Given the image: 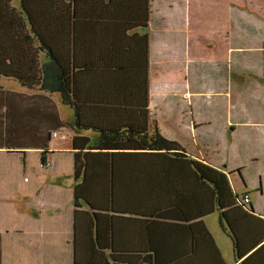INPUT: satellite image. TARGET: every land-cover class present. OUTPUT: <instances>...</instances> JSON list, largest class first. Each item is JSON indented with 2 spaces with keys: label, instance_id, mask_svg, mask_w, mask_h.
<instances>
[{
  "label": "crops",
  "instance_id": "1",
  "mask_svg": "<svg viewBox=\"0 0 264 264\" xmlns=\"http://www.w3.org/2000/svg\"><path fill=\"white\" fill-rule=\"evenodd\" d=\"M149 3L148 28L139 30L149 45L148 109L144 116L132 109L125 91L121 98L131 108L106 114L119 120L120 133H129L126 142L155 130L185 149L183 160L214 166L226 175L233 195H247L251 210L207 211L201 209L205 199L196 208L189 199L195 197L192 168L172 152L124 150L129 157L119 151H113L116 156L109 151L105 161L94 157L100 134L76 131L74 111L58 94L26 91L0 79V264H264V86L249 99L241 93L264 79V0ZM99 47L91 50L93 56ZM119 61L114 56L111 62ZM155 73L165 74L155 78ZM197 76H208L211 85L190 90ZM214 97L218 104L211 108ZM80 148L79 162L85 159L81 166L88 168L76 177ZM83 179L93 204L105 207L97 218L99 209L76 204L75 186ZM222 212L245 254L241 259L220 227ZM100 219L106 225L99 243ZM199 231L202 242L212 239L214 254L194 253L193 235Z\"/></svg>",
  "mask_w": 264,
  "mask_h": 264
},
{
  "label": "trees",
  "instance_id": "2",
  "mask_svg": "<svg viewBox=\"0 0 264 264\" xmlns=\"http://www.w3.org/2000/svg\"><path fill=\"white\" fill-rule=\"evenodd\" d=\"M99 18H106L104 24L99 23ZM149 20V0H18L17 6L14 0H0V79L13 80L26 91L58 94L62 104L74 111L73 126L76 131L92 130L100 134V141L95 144L99 153L94 157L105 161L109 151L110 156H116L113 151H119L123 158L129 157L124 150H148L157 156L163 150L165 153L172 152L171 156L181 161L187 158L186 151L176 142L164 139L155 130L151 136L145 134L138 141L126 142L129 133H120L119 120L106 114L131 108L126 105V99L121 98L125 91L126 97L129 92L130 99L134 101L132 109L139 111L142 116L148 109L149 90L145 81L149 45L147 36L140 34L139 30L148 28ZM98 46L96 57L91 50ZM79 49L83 52L80 56L77 55ZM114 56L120 61L111 62ZM117 103H121V106ZM4 116L10 117L8 112ZM83 149H76V177L80 168H85V171L88 168L81 166L86 162L85 159L79 162V152ZM182 162L192 168V174H189L193 176L195 197L190 195L189 199L194 198L196 208L197 202L205 199L204 208L201 209L207 211L251 210L249 199L248 203L244 202L247 195H233L226 175L217 168L191 159ZM114 168L111 167V170ZM86 185L83 179L81 184L75 186L76 204L81 202L90 209H99L100 212L94 213L97 218L105 207L93 204ZM203 187L209 190V196ZM178 194L184 197L186 193L181 187ZM100 221L97 224L99 243L101 226H104L105 232L106 225L105 219H102L101 225ZM220 227L231 239L237 257L243 258L245 254L239 252L236 236L229 229L228 213L220 214ZM204 233L205 237L210 238L206 230ZM200 235V231L199 235L196 232L193 235L194 253L202 249L214 254L212 239H207L205 243L206 239L202 242L197 238ZM122 247L118 245V248ZM247 263L245 261L243 264ZM75 264L102 263H79L76 260ZM103 264L138 262L115 260L113 263L104 261Z\"/></svg>",
  "mask_w": 264,
  "mask_h": 264
},
{
  "label": "rangeland",
  "instance_id": "3",
  "mask_svg": "<svg viewBox=\"0 0 264 264\" xmlns=\"http://www.w3.org/2000/svg\"><path fill=\"white\" fill-rule=\"evenodd\" d=\"M17 4H18V0H14V5L17 6ZM245 59L246 58L244 57L243 58L244 64H245ZM208 68L212 69V68H215V67H213V65H208ZM164 74L165 73H158V74H156L155 78L156 77L159 78L160 76H162ZM245 77H246V83H252V81H253L252 79L248 78L247 76H245ZM185 78H186V76H185ZM254 79L256 80L257 78H254ZM191 83H194V87H193V84H191ZM256 84H259V85H256V86H243V89H242L241 93L243 94L244 99H249V98H247L248 96H251V95H254V94H257V93L260 94V93L263 92V91H261V87L264 86V79H257ZM7 85L14 87V85H12L9 82H8ZM210 85H211V80L209 79L208 76H205V77L197 76L195 79H191L190 80V90L193 89L196 92L197 91L201 92L202 90L205 89V87L210 86ZM217 101H218V98H216V97H214L211 100V104H210L211 108H213V107L215 108L216 107V105L218 104ZM208 104L209 103H207V106H208ZM231 106H232V109H233L234 108V103H232ZM66 111H70V110L68 109ZM70 116H71V114H70Z\"/></svg>",
  "mask_w": 264,
  "mask_h": 264
},
{
  "label": "built area",
  "instance_id": "4",
  "mask_svg": "<svg viewBox=\"0 0 264 264\" xmlns=\"http://www.w3.org/2000/svg\"><path fill=\"white\" fill-rule=\"evenodd\" d=\"M52 136H56V133H53ZM61 138H64V137L62 136ZM244 202L245 203H248V197L247 196H245Z\"/></svg>",
  "mask_w": 264,
  "mask_h": 264
}]
</instances>
